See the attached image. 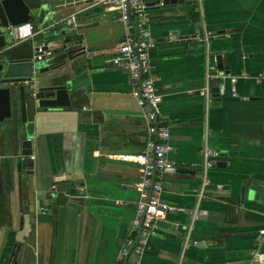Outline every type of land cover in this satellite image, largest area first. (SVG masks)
<instances>
[{
  "label": "crops",
  "instance_id": "1",
  "mask_svg": "<svg viewBox=\"0 0 264 264\" xmlns=\"http://www.w3.org/2000/svg\"><path fill=\"white\" fill-rule=\"evenodd\" d=\"M24 1L34 43L62 39L82 49L70 59L62 46L39 62V68L63 73L68 106L33 109L27 103L21 115L17 103L12 117L0 122V264H118L139 198L140 165L125 156L143 153L148 139L136 85L126 69L108 61L126 26L103 4ZM145 1L159 113L169 126L175 162L156 180L163 199L181 209L156 222L140 262L247 264L253 250L264 252V201L258 191L251 194L253 187L264 188V82L238 78L236 90L246 96L241 99L231 95L227 75L264 71V0ZM72 14L77 26L68 31ZM208 63L226 77L223 93L206 107L201 90ZM205 115L207 144L220 154L202 190ZM18 136L32 139L34 158L33 174L21 183L9 147ZM27 193L30 208L43 198L52 219H32Z\"/></svg>",
  "mask_w": 264,
  "mask_h": 264
},
{
  "label": "built area",
  "instance_id": "2",
  "mask_svg": "<svg viewBox=\"0 0 264 264\" xmlns=\"http://www.w3.org/2000/svg\"><path fill=\"white\" fill-rule=\"evenodd\" d=\"M90 4H103L118 11L119 19L124 22L126 32L121 43L114 48L108 61L118 68L126 69L136 89L133 94L136 96L143 113V119L148 134L145 150L141 154H130L125 157L140 165L139 179L135 184V189L139 194L136 202L135 213L130 221L128 233L124 238L117 256L118 264H141L139 256L143 253L149 234L154 230L157 221L165 218L168 212L180 210L181 208L169 204L162 197L163 186L161 181L156 180L152 184L154 172H163L174 169L175 162L169 158L172 145L169 141V126L164 117L160 116L159 104L161 95L158 91L156 78L152 72V64L149 52L155 43L152 39L149 23L148 4L145 0H86ZM129 19H131L137 28V36H134V29ZM67 30L73 31L76 26V17L70 15L67 20ZM17 42L31 39L34 36V27L30 22H24L14 27ZM214 35V34H213ZM37 51L33 59L43 60L52 55L53 49L45 42L37 44ZM216 72V73H215ZM226 77L222 71L218 70L216 64H207L205 68V85L201 90L206 100V107L211 97V82ZM231 84V95L246 99L245 95L237 92L235 83L238 78H253L256 81L264 82V71L254 75L242 72L240 75H227ZM36 88L32 85L31 94L35 96ZM207 115H205V142L202 147L203 157V176L202 190L207 187L210 180L207 171L214 166V159L219 156L217 149L211 148L207 144L208 129L206 126ZM33 157V156H32ZM220 188V186H218ZM196 209L191 217V221L186 230L183 249L189 244L190 233L193 222L197 217ZM264 230H260L263 234ZM128 257L126 258V256ZM250 260L247 264H264V252L256 249L250 254Z\"/></svg>",
  "mask_w": 264,
  "mask_h": 264
},
{
  "label": "water",
  "instance_id": "3",
  "mask_svg": "<svg viewBox=\"0 0 264 264\" xmlns=\"http://www.w3.org/2000/svg\"><path fill=\"white\" fill-rule=\"evenodd\" d=\"M184 0H162L163 4H175ZM191 2V0H190ZM43 8V5H40ZM29 6L24 0H0V122L10 119L13 115L15 105L18 103L21 115L25 112L27 103L32 104L33 109H52L70 104L67 80L62 79L63 73L55 70L57 67L39 68V60L33 59L37 51V43L31 39L17 42L14 27L20 23L29 22ZM134 29V36H137L135 23L129 19ZM64 33V30L61 31ZM62 39L48 41L46 44L57 49L63 46L68 58H73L82 48L72 46L73 43H62ZM68 41V40H67ZM69 43V44H68ZM218 67L222 68V57L216 56ZM56 66V65H55ZM225 79L220 78L218 85L211 86V96L215 98L223 93ZM32 85L36 88L35 96L31 94ZM22 132V129H18ZM11 150V166L16 170L18 182L23 179L28 182L27 175L33 174L34 158L32 156V139L17 137L14 144L9 145ZM171 170V169H170ZM180 172H187V169H176ZM24 172V176L21 175ZM156 179V172L152 176V184ZM261 194L260 199L264 201V188L253 187ZM32 198V197H31ZM26 209L30 210L32 219L45 222L52 219L50 213L44 207L43 198L35 200L34 210L30 208L31 199L26 194ZM128 255L126 256V258ZM146 264V263H141Z\"/></svg>",
  "mask_w": 264,
  "mask_h": 264
},
{
  "label": "rangeland",
  "instance_id": "4",
  "mask_svg": "<svg viewBox=\"0 0 264 264\" xmlns=\"http://www.w3.org/2000/svg\"><path fill=\"white\" fill-rule=\"evenodd\" d=\"M58 49H59V48H57V50H58ZM57 50H56V51H57Z\"/></svg>",
  "mask_w": 264,
  "mask_h": 264
}]
</instances>
